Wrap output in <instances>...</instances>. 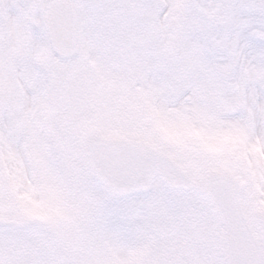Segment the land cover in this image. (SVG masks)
Segmentation results:
<instances>
[{
	"label": "snow or ice",
	"instance_id": "1",
	"mask_svg": "<svg viewBox=\"0 0 264 264\" xmlns=\"http://www.w3.org/2000/svg\"><path fill=\"white\" fill-rule=\"evenodd\" d=\"M0 264H264V0H0Z\"/></svg>",
	"mask_w": 264,
	"mask_h": 264
}]
</instances>
